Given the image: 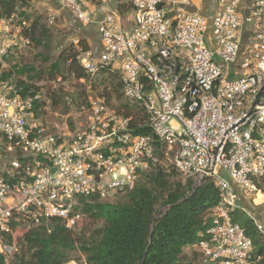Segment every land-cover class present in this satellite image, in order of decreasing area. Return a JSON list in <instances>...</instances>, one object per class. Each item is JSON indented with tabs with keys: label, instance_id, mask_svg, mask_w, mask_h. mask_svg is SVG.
<instances>
[{
	"label": "built area",
	"instance_id": "1",
	"mask_svg": "<svg viewBox=\"0 0 264 264\" xmlns=\"http://www.w3.org/2000/svg\"><path fill=\"white\" fill-rule=\"evenodd\" d=\"M12 3L0 17L1 70L31 45L23 14L43 8L53 25L55 4L95 28L99 48L74 45L77 62L90 79H117L121 105L137 108L151 135L135 133L134 111L108 106L103 90L88 94L75 130L50 133L35 113L40 94L0 81V255L16 251L3 239L16 223L74 230L81 200L131 191L155 166L193 187L209 178L218 191L198 245L203 264H250L252 242L234 218L264 238L254 213L264 204V0H126L122 13L111 0Z\"/></svg>",
	"mask_w": 264,
	"mask_h": 264
},
{
	"label": "trees",
	"instance_id": "2",
	"mask_svg": "<svg viewBox=\"0 0 264 264\" xmlns=\"http://www.w3.org/2000/svg\"><path fill=\"white\" fill-rule=\"evenodd\" d=\"M12 6V0H0V17L10 13ZM117 8L120 13L129 9L128 5L120 4ZM23 15L31 22V45L39 51L40 62L49 63L52 47L50 29L40 15ZM78 45L83 50L89 48L85 41H79ZM68 77L91 81L77 62L72 46L63 48L47 71L18 65L13 66V71L0 69V81L10 80L20 86L23 96L39 90L37 86L29 85L30 81H56L58 78L65 81ZM98 84L105 93L108 106L111 107L113 97L121 102L117 79L107 75ZM106 84L111 86V93L104 91ZM50 96L54 99V108L61 105L58 93L53 91ZM85 100L80 105L85 104ZM41 104L44 105L43 102ZM35 106V110L38 109L39 103ZM129 109L136 114L132 122L134 132L151 135L137 108L127 104L118 106V110L126 114ZM35 113L40 115V112ZM259 186L264 192V182ZM119 195L116 202L84 198L85 203L79 206L82 220L74 230L66 229L56 220L50 222L51 229L43 223L23 229L16 241V251L7 261L0 255V264H68L70 254L76 251L85 257V264H203L198 245L206 239V217L219 197L211 179L206 178L193 187L192 180L183 181L173 171L164 172L153 166L131 191L118 193L113 199ZM86 219L90 224L88 228L76 232ZM234 222L245 230L252 242L250 264H264L263 236L242 213L236 214ZM22 228L20 223H16L12 227L13 233ZM3 239L9 244L13 241L11 235Z\"/></svg>",
	"mask_w": 264,
	"mask_h": 264
},
{
	"label": "rangeland",
	"instance_id": "3",
	"mask_svg": "<svg viewBox=\"0 0 264 264\" xmlns=\"http://www.w3.org/2000/svg\"><path fill=\"white\" fill-rule=\"evenodd\" d=\"M111 4L113 6H117L118 4L127 6L126 0H111ZM52 6L57 12V18L53 25H49L47 23L49 14L48 12L44 11L43 8H39L40 11L30 12L32 15H40L42 17L43 23L51 31L52 47L50 52V62L47 64H42L38 58L39 51L30 45L26 49L12 54L9 60L6 59L7 67L3 70L13 71V66L18 65L19 67L27 66L33 67L35 70L47 71L49 65L56 61L63 48L70 46L74 47V45L78 44L79 41H85L88 47L92 50H97L99 48L98 35L94 27H81L76 23H73V20L69 14L58 9L55 4H52ZM98 79L101 78L98 77ZM98 79L92 78L90 82H86L68 77L65 81L61 80L60 78H58L56 81H30L28 84L37 86L39 88L37 93L40 94L41 99L46 101V104H44V107L42 108L43 114L40 112V115L38 116L44 128L47 129L48 132L55 134L75 130L76 127L79 126L83 121V110L87 107L88 94L90 92L93 94L102 93V87L100 84H98L100 82ZM59 90H61V93ZM53 91L59 94V99L61 102V105L57 108L53 107L54 99H51L50 96ZM82 93H84V95ZM84 98H86L85 104L80 105ZM115 102L112 100L110 105L115 107L121 104V102ZM166 165L170 167L171 164L170 162H166ZM170 171H173L171 167ZM173 172L179 178L183 179L180 174L176 173L175 171ZM120 196L121 195L116 196L110 201L116 202ZM254 213H256V218L264 225V204L261 205V208L259 207L256 209ZM89 225V221L86 219L75 231L79 232L83 228L87 229ZM26 228L27 227L25 226L24 228L17 229L15 231L12 237V242L14 243L15 247L17 239L21 237L23 229ZM68 264H85V257L78 251L73 252L70 254V262Z\"/></svg>",
	"mask_w": 264,
	"mask_h": 264
},
{
	"label": "water",
	"instance_id": "4",
	"mask_svg": "<svg viewBox=\"0 0 264 264\" xmlns=\"http://www.w3.org/2000/svg\"><path fill=\"white\" fill-rule=\"evenodd\" d=\"M79 203H80L81 205H83V204L85 203V201H84V200H81ZM48 229H51V225L48 226Z\"/></svg>",
	"mask_w": 264,
	"mask_h": 264
}]
</instances>
